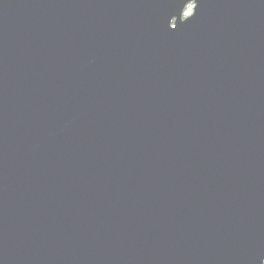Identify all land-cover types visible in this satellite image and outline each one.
<instances>
[{"label":"water","instance_id":"1","mask_svg":"<svg viewBox=\"0 0 264 264\" xmlns=\"http://www.w3.org/2000/svg\"><path fill=\"white\" fill-rule=\"evenodd\" d=\"M0 264H264V0H0Z\"/></svg>","mask_w":264,"mask_h":264},{"label":"rangeland","instance_id":"2","mask_svg":"<svg viewBox=\"0 0 264 264\" xmlns=\"http://www.w3.org/2000/svg\"><path fill=\"white\" fill-rule=\"evenodd\" d=\"M192 12V4L187 5L184 14L188 15Z\"/></svg>","mask_w":264,"mask_h":264}]
</instances>
